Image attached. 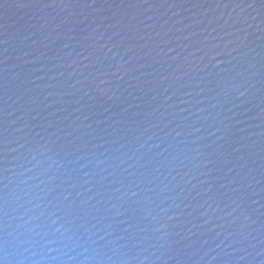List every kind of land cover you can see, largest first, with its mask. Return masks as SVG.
Instances as JSON below:
<instances>
[{"label": "water", "instance_id": "95a60500", "mask_svg": "<svg viewBox=\"0 0 264 264\" xmlns=\"http://www.w3.org/2000/svg\"><path fill=\"white\" fill-rule=\"evenodd\" d=\"M0 264H264V0H0Z\"/></svg>", "mask_w": 264, "mask_h": 264}]
</instances>
